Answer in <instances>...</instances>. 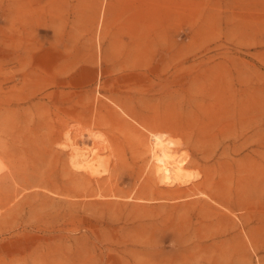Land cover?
Segmentation results:
<instances>
[{"label":"rangeland","instance_id":"1","mask_svg":"<svg viewBox=\"0 0 264 264\" xmlns=\"http://www.w3.org/2000/svg\"><path fill=\"white\" fill-rule=\"evenodd\" d=\"M0 164V264H264V0H0Z\"/></svg>","mask_w":264,"mask_h":264},{"label":"bare ground","instance_id":"2","mask_svg":"<svg viewBox=\"0 0 264 264\" xmlns=\"http://www.w3.org/2000/svg\"><path fill=\"white\" fill-rule=\"evenodd\" d=\"M142 129L146 132L142 135L145 150L148 152V162L157 183L164 186L188 183L191 180L185 169L188 161L185 156L181 157L175 152L178 143L164 132ZM65 133V148L71 167L89 176H96L100 173L101 164L98 154L99 148H97L99 140L94 135L95 132L93 135H89V139L92 141L91 146H86L81 138H72L69 132L66 131ZM78 136L81 137L82 134L78 133ZM1 166L0 164V171H2Z\"/></svg>","mask_w":264,"mask_h":264}]
</instances>
